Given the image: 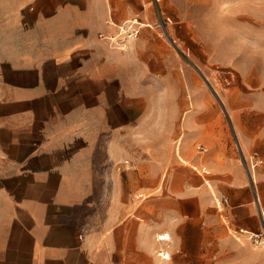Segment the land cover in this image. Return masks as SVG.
Masks as SVG:
<instances>
[{"label":"crops","instance_id":"crops-1","mask_svg":"<svg viewBox=\"0 0 264 264\" xmlns=\"http://www.w3.org/2000/svg\"><path fill=\"white\" fill-rule=\"evenodd\" d=\"M116 1L0 0V264H196L263 227L228 135L253 178L264 77L245 75L232 123H180V58L145 27L114 46Z\"/></svg>","mask_w":264,"mask_h":264},{"label":"rangeland","instance_id":"rangeland-1","mask_svg":"<svg viewBox=\"0 0 264 264\" xmlns=\"http://www.w3.org/2000/svg\"><path fill=\"white\" fill-rule=\"evenodd\" d=\"M115 10L121 20L138 17L145 23L142 29L156 30L180 58V123L187 119L188 110L194 112L196 122L232 123L233 112L243 100L244 86L252 89L245 75L255 71L264 77V0H117ZM228 137L239 149L246 181L256 196L259 192L264 204V163L252 178L233 130ZM201 143L196 141L191 151L199 153ZM182 149L183 141L181 161ZM201 164L209 166L208 161ZM213 173L206 174V180ZM227 232V256L209 255L205 249L195 257V263L264 264V249L255 247L245 235L241 242Z\"/></svg>","mask_w":264,"mask_h":264},{"label":"built area","instance_id":"built-area-1","mask_svg":"<svg viewBox=\"0 0 264 264\" xmlns=\"http://www.w3.org/2000/svg\"><path fill=\"white\" fill-rule=\"evenodd\" d=\"M144 25L145 23L140 21L138 17L129 18L117 24L118 27L117 33L114 36L110 37L114 46L123 50L129 49L131 43L140 36L142 32V27ZM100 35L102 37H107L103 33H100ZM198 148L200 149V151L207 150V148L202 144H199ZM263 163H264V157L262 153L259 150H253L250 154L249 164H248L251 172H254L256 168ZM260 210H261L260 213L263 224L261 230L253 231L245 228H239L238 230L235 231V233L239 235L242 234L247 236V238L251 241V243L255 247L264 249V206H261ZM158 239L165 242L169 241L168 238H164L163 234L159 235ZM158 253L162 258L170 259L171 253L166 247H160Z\"/></svg>","mask_w":264,"mask_h":264},{"label":"bare ground","instance_id":"bare-ground-1","mask_svg":"<svg viewBox=\"0 0 264 264\" xmlns=\"http://www.w3.org/2000/svg\"><path fill=\"white\" fill-rule=\"evenodd\" d=\"M164 238H168L169 240L172 238V236H171V234L169 233V232H164ZM158 250V249H157ZM159 251V250H158ZM157 255L160 257V258H162L160 255H159V253L157 252ZM170 258H171V254H170ZM162 259H164V258H162Z\"/></svg>","mask_w":264,"mask_h":264}]
</instances>
